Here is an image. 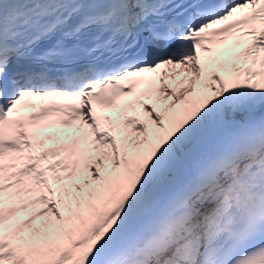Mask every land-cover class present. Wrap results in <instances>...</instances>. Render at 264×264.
I'll use <instances>...</instances> for the list:
<instances>
[{
	"label": "snow or ice",
	"instance_id": "1",
	"mask_svg": "<svg viewBox=\"0 0 264 264\" xmlns=\"http://www.w3.org/2000/svg\"><path fill=\"white\" fill-rule=\"evenodd\" d=\"M0 264H264V0H0Z\"/></svg>",
	"mask_w": 264,
	"mask_h": 264
}]
</instances>
